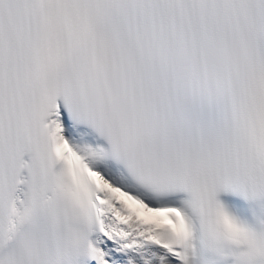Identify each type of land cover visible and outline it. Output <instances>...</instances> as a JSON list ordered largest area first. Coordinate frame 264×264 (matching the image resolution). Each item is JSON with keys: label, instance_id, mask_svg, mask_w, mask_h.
I'll use <instances>...</instances> for the list:
<instances>
[{"label": "snow or ice", "instance_id": "obj_1", "mask_svg": "<svg viewBox=\"0 0 264 264\" xmlns=\"http://www.w3.org/2000/svg\"><path fill=\"white\" fill-rule=\"evenodd\" d=\"M0 264H264V0H0Z\"/></svg>", "mask_w": 264, "mask_h": 264}]
</instances>
